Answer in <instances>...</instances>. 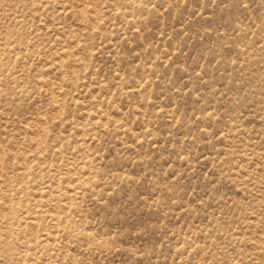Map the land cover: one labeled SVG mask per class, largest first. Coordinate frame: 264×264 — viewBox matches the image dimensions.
Here are the masks:
<instances>
[{
	"label": "rangeland",
	"instance_id": "374dc122",
	"mask_svg": "<svg viewBox=\"0 0 264 264\" xmlns=\"http://www.w3.org/2000/svg\"><path fill=\"white\" fill-rule=\"evenodd\" d=\"M0 264H264V0H0Z\"/></svg>",
	"mask_w": 264,
	"mask_h": 264
}]
</instances>
